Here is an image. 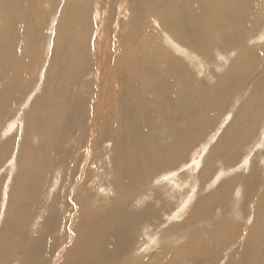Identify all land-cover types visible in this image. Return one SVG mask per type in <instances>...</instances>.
<instances>
[{"label":"bare ground","instance_id":"obj_1","mask_svg":"<svg viewBox=\"0 0 264 264\" xmlns=\"http://www.w3.org/2000/svg\"><path fill=\"white\" fill-rule=\"evenodd\" d=\"M60 1L63 0H0V123L7 122V129L0 132V138L18 127L19 121L25 128L19 156L15 152L19 143L14 141V136L0 144V161L13 148L12 157H16L13 169L18 166L20 169L19 180L9 185L4 204L6 207L0 227L2 263L18 260V264H46L59 247L60 239L52 237L56 233L52 235L56 228L57 212L53 204L48 209L46 204L42 205V193L49 186V179L53 178L55 171L59 173L60 169H64L69 174L68 169L72 164L78 171L85 168L84 164L76 161L79 152L85 148V154L83 152L80 158L87 164L85 171H82L83 185L80 184L79 189L73 192L75 198L73 195L68 197L74 198L76 205L68 211L71 216L76 212L77 217L64 237L72 233L74 239L68 248L55 257V263L161 264L153 261V258H158L159 252H170L169 244H163L162 249L153 253L140 255L139 250L144 243L151 246L161 243L163 235L171 234L172 238L185 236L181 228H188L192 221L199 222L209 215L212 201L206 197L195 200L194 210L184 217L189 198L195 195L198 183L200 190L201 182L206 183L204 188L208 189L227 177L226 174L230 176L237 173L236 170H248L243 182L246 201L257 200L254 220L247 232L244 225L231 223L233 236L229 240L236 245L227 247L225 253L229 250V255L237 248H243L245 242L250 243L251 249L239 254L244 260L242 264H262L264 54L255 50L256 61L239 58L233 69L219 79L217 86L206 87L202 91L193 89L185 62L194 64L198 73H203L207 60L200 52L207 53L213 41L217 40L226 49L241 44L244 27L252 28L261 16L264 20V0H101L103 5H100V12L106 17L101 16L100 23L106 22L110 28L113 25L111 19L115 17L113 12L123 13L125 17L123 22L118 20L120 25L117 29L122 30L120 35L115 36L114 42L110 38L108 40L109 45L116 46L119 54L108 56L105 53L102 64L96 65L94 72L89 73L100 78L104 69L106 76L102 81L92 80L86 72L92 62L91 45L97 36L91 33L94 18L90 17L89 12L94 0H65L62 5ZM45 3H49L51 8H60L61 15L54 28V43L50 46V53L55 50L52 57L56 59L54 62H57V66L48 76L43 74L45 83L24 113L23 123V115L16 114L12 118V112L20 104L38 68L36 62L43 33L42 10L48 8L50 11ZM153 21L156 23L154 26ZM263 28L256 32L255 37L251 36L254 49L262 48ZM103 29L97 36L98 43H101L104 35ZM111 31L108 30L109 33ZM244 33L247 36L248 30ZM164 41L168 46L163 44ZM247 52L243 50L242 53ZM216 53L218 57L229 61L228 54L223 51ZM216 66L221 68L219 63ZM100 92L101 97L98 96ZM231 99H235L237 104L226 108V117L216 122L217 113ZM235 108L234 114L229 113ZM229 116L233 117L224 128ZM205 124L206 128L215 125L219 130L224 128L218 138L221 142L209 150L207 165L191 188L186 203L175 208V211L182 213L181 218L184 217V220L166 227L168 229L161 233V225L166 222L163 215L166 216L169 209L164 207L159 189L155 190L156 195L151 202L140 201L143 187L149 179L155 178L154 174L158 170L161 176L174 170L198 128ZM85 131L88 138L82 144ZM73 138V145L66 149L67 143ZM246 146L245 152L240 155L241 149ZM103 147V157L110 151L114 153L113 157H109L114 162L112 164L115 165L114 172L118 178L115 176L116 179L111 182L115 184L120 198L112 199L106 205L93 204V207L88 208L84 200L89 197L86 195L84 199L81 191L91 180L89 165L100 159L99 151H103ZM199 159L195 161L197 166L201 162ZM216 161L221 163L220 166L215 164ZM164 169L168 170L162 171ZM213 169L214 172L220 169L215 179L210 174ZM68 178L72 179V175ZM55 180L58 184V176ZM231 185L230 180L225 179L213 189L215 194L212 198L230 197L233 193ZM135 203L139 207H134ZM234 208L235 213L241 215V210ZM37 211L39 214L42 211L38 216V226H41H37V234H34L31 229L38 218L34 219ZM152 219L154 223H151ZM227 221L230 222L228 219L217 222L216 234L221 232ZM158 228H161L160 234L163 235L158 234ZM205 232L208 233L195 231L189 239L206 236ZM245 233V242L237 244ZM151 235L154 237L151 238ZM206 243L190 252L188 263L200 264L205 261L206 264H217L215 254H220L225 247L215 244L217 248H212ZM166 260L162 259L163 264H171Z\"/></svg>","mask_w":264,"mask_h":264},{"label":"rangeland","instance_id":"obj_2","mask_svg":"<svg viewBox=\"0 0 264 264\" xmlns=\"http://www.w3.org/2000/svg\"><path fill=\"white\" fill-rule=\"evenodd\" d=\"M64 1L65 0H63L62 2L60 1L59 4L62 5V3ZM101 4L103 5V2L101 0H94L90 6L91 7L90 11H89V12H91L90 17L94 18V20H93L94 26H93V30L91 33H94L98 36V34H100V32L102 30V27H104V29H103L104 35H103L102 39L100 40L101 43L97 42L98 38L96 36L97 39L95 38V41L91 45L92 62L90 64V68L86 72H88L87 76L89 78H91L92 80H98L99 79L102 81L106 76L105 75L106 71L104 69H103L102 73L100 74V78H96V75H89V73L92 74V72H94V68L96 65L102 64L103 56L105 55V53L108 56H113L115 54L116 55L119 54L116 46L114 45L115 46L114 47V46L109 45L108 40L110 38L111 41L114 42L113 40H114L115 36L120 35L122 30L120 28L117 29V27H119V25H120L118 20L121 19V22H123L124 20H122V19H125V17L123 16V13L117 14V12H115V13L113 12L115 17H114V19H111V24H113V25L109 28V26H108V24H106V22H104V23L99 22L101 16H103V18L106 17L105 14L100 12L101 11V7H100ZM45 5L49 6V3H45ZM58 7L56 9H54V8H51L49 6L50 11L48 8L46 10H44V9L42 10L43 15H44L43 16L44 18L42 21L43 33H42V36H41L40 41H39L40 42V44H39V57L37 58L38 61L36 62V66L38 68H37L36 73L32 75V80L29 83V85L26 87V92L24 93V95H22L23 97H21V101H19V103L21 105L19 104L18 107L15 108L12 112L13 113L12 118H14V116L16 117V114H18V116L20 114L23 115V117H22L23 123L25 121L24 113L26 112V110L29 109V105L34 100L37 93L41 92V88L45 83V81H44L45 78H44L43 74L45 73V76L46 75L48 76V74L51 73L52 70L54 69L53 67L57 66V62H54V61H56V59H54V57H52V55H54L52 53H54L55 50L54 51L52 50V53H50L51 52L50 46H52V43H54V42H52L53 38L55 37L54 36V34H55L54 28L56 26L55 25L56 22L59 20L60 15H61L60 14V8H58ZM99 14H100V16H99ZM119 16H120V18H118ZM152 25L154 26V25H156V23L153 21ZM113 27H115V28H113ZM248 27L249 26L244 27L245 28L243 30L244 39L242 40L241 44L233 45L232 47L226 49V48H223L218 43L217 40H215L211 43L210 49L207 51V53L204 54L203 52H200V54H202L204 59L206 58V60H207L206 61L207 67L203 73H198L194 64L190 63L189 61L185 62V66L188 67L187 71L190 74V83H191L193 89L198 90V91H202V90H205L204 88H206V87L217 86V84L219 83V79L224 74H226L227 71L233 69L234 65L239 60V58L241 60L244 57L247 61H249V60L256 61L257 54L254 55V53L256 52L255 50H258L259 52L264 54V46H263L264 41H261V46H262L261 50L254 49V47H252V46H255V45L253 44V38H251V36L255 37L257 35L256 32L260 29L262 30V27H264V20H263L262 16L259 17L258 23L255 26H252V28H248ZM108 30H110V31L112 30V31L109 33ZM247 30H248V34L246 36L244 32ZM50 38H51V41H50ZM55 42H56V38H55ZM56 44H57V42H56ZM107 44H108V46H107ZM163 44L165 46H168V43H166L165 41ZM55 47H56V45H55ZM257 48H260V47H257ZM243 50H246L248 52L246 54H243L242 53ZM249 50H254V51L249 52ZM217 51H220L221 53L223 51V53H226V55L228 54L229 61H226L225 59L218 57V55L216 53ZM136 53H138V50ZM143 53H147V52L143 51ZM133 56H135L134 53H133ZM50 60L53 61L52 64H51ZM218 63L221 66L220 69L216 68L217 67L216 65H218ZM243 70L245 73L246 72L245 69H243ZM40 71L42 72V75H40L41 74ZM92 76H93V78H92ZM254 81H256V79H254ZM98 96L101 97L102 93L100 92L98 94ZM262 96H264V92L262 93ZM234 101H235V99H231L223 107V109H220L219 113H217V112L214 113V116L217 113L216 122L219 121L221 119V117L222 118L226 117V115L224 113L225 109L226 108L230 109L233 106H235L237 104V102H234ZM236 109L237 108L234 109L235 111L233 110V112L231 111L229 113L234 114L236 112ZM232 117L233 116H229V119L228 120L226 119V123L229 120L231 121ZM229 122L227 124H225L224 128L229 125ZM21 124H22V122H21ZM21 124L19 121L18 127H16V128L14 127L15 129L13 131H9V133L3 135L0 138V144H3V143H6L10 138H13V136H14L15 137L14 141H17L19 143L17 148L15 149L16 155L18 154V156H19V152L22 148L21 143L23 142V138H24L23 134L25 131L24 125H21ZM215 126L211 127V128L210 127L206 128V124L203 125L202 127L200 126L198 128L196 134L193 136L192 142L190 143V146L185 148V151H186V152L184 151L185 152V154H184L185 158L183 157L184 155L182 157H179L178 161L176 162V165L174 166L175 168L173 167L174 172L173 171L169 172L171 177L169 176V173L161 176V174L159 173L161 171L158 170L157 173L154 174L155 178H151V180L150 179L148 180L147 184L143 187V194H141V197L139 196L141 198V199H139L140 201H145V203L151 202L153 196L156 195L155 192L158 189L160 190L159 192L161 193V198L164 201V207L169 209V211L167 212V215L166 216L163 215V219L166 222H164L161 225V227H162V229L160 228L161 233L164 232V230L168 229L166 227H171V226L177 224L179 221L180 222L183 221L184 217H186V215L188 216V214H191L192 211L194 210L193 206H195V203H196L195 200L198 201L200 199H204V198L208 197L207 199L212 201L211 206L209 207L210 208L209 215L207 217H205L204 219L200 220L199 222H195V220L192 221V223L188 226V228H181V229H183V233L185 236H175V238H172L171 234H167V236L165 235V237H164L163 234H160V229L158 228V230H159L158 234L163 235V237L161 238V243L160 242H159V244L155 243L154 246L147 245V243H144L143 248H141L139 250L140 255H142L144 253H153V252L159 251V249H162L163 244L165 246L169 244V247H170L169 251L170 252H167V251L166 252H159L160 253L159 257L157 258L155 256L153 258V261H156L157 263L160 262L161 264H163L164 262L162 261V259H164V260L167 259L166 261H169L171 264H184V263L187 264L189 261L188 255L190 254V252H192L193 249H196L198 246L200 247V246L204 245L202 243H206V242H208V240H210L208 243H206V245L208 244L209 247L211 246L212 248H217V246H215V244L218 246H224L225 247V249L220 254H215V259H218L217 264H227V263L228 264H235L236 262H237V264H242L244 262V260L241 259V256L239 257L240 252H242L243 250L245 252L247 249H251L250 243L247 244L245 242L246 233L243 235V239H240V241L237 243V244H240V242H242V243L245 242V246L243 248L239 247L236 249V251H235L236 253L234 251H232L229 255H228L229 250H227L226 253H225V250L227 249V247L233 246V244L236 245L234 242L229 240V237L231 238L233 236V228H232L231 223L234 222L238 226H239V224L244 225L245 231L247 232V230L251 226V222L254 220L255 205H256L257 200L256 201L251 200L248 202L246 201V197H245L246 191H245V185L243 182L245 176L248 175V173H247L248 170H245L242 172H238L239 170H236L237 173L230 175V176L228 174H226L225 176H227V177L223 176L224 178L222 177L223 179H220L221 181L218 180V183L216 182L214 187L211 186L208 189L204 188L206 183H202L200 181L202 190H200L199 183H198L197 188L195 189L196 193H195V195H193V197H191L194 200L189 198V196H190L189 194H191V188L194 187L197 179H199L198 176L200 175V177H201L202 169L205 168L207 165L208 158H209L207 155L209 153V150H211L212 147L218 145V143L221 142V140L219 142L218 138L220 137L224 128H221L219 130V127L217 129V125H215ZM6 129H7V122L0 123V132L6 131ZM86 129H87V131L89 130L88 124L86 125ZM87 138H88V135H87V132L85 131V134L82 136V144L86 143ZM109 139L111 142V138H109ZM74 141H75L74 138L71 139L69 141V143H67L65 148L66 149L71 148ZM105 142H104V144H105ZM246 148H247V146L241 149L240 155L245 152ZM12 150H13V148L8 151L6 158L4 157V159H2L3 162H2V160L0 161V162H2V164H0V227L3 224L2 220L4 218V209L6 207L4 204H5V200L7 199L6 195L9 192V190H8L9 185L11 186L13 181L17 182L19 180V175H20L19 166L17 167V169L16 168L13 169V166L15 165L14 161H16V157H15V159H13V157H12L13 153L12 152H14V151H12ZM82 151L85 154V148L82 149ZM83 152H81V151L79 152L80 155L76 161H77V163L84 164L85 168H82V171L84 172L86 167H87V164L83 160H81L82 162L80 161V158L82 157ZM103 152H104V147H103V151H101V152L99 151L100 156H101V157H99L100 159H96L97 160L96 162L90 163L89 167H90L91 172H89V176L92 175L91 180L85 186V189L83 191H81V193H83V195H84V197H83L84 199L87 198V196L89 197L86 200H84V201H86L85 206H87L88 208L93 207L96 204L97 205H106V203L113 201L115 198H117V199L120 198L119 194H117V192H116L115 184H113L111 182L113 179H116V177H117V175H116L117 173L115 174V172H114L115 165L112 164L114 162H112L113 160L111 158V157H113L114 153L112 151H110L109 154L106 153L104 155L105 157H103L102 156ZM109 156H111V157H109ZM199 158L201 159V162H200V165L197 166L195 164V161L198 160ZM193 162H194V164H193ZM256 162H258V160H256ZM260 163H261V161H260ZM215 164L217 166H220L221 163L219 161H216ZM72 165H71V168L68 169L69 174H66L64 169H60L61 171L59 173H58V171H55V173L52 174L54 179L52 177H50L51 179H49V180H51V182L50 181H49L50 183L48 182L49 186H46V188H44L45 190H43V193H42V196L44 197L42 200V205L46 204V209H48L50 204H53L55 207V212H57L56 213V228L52 232V235H53V233H55V232L56 233L52 237L53 238L57 237V239H60L59 247L49 257V259L46 261V264H57V263H55V262H57L55 257L59 256V252H62L66 248H68L72 244L73 239H74V236L72 235V233H70V236H67L66 238L64 237V234L66 231H68L72 227L73 222H75L76 217H77L76 212H74L73 215L71 216V212H69V211H71L73 209V207L76 206L74 201H73L75 198V193H73V192L76 189L78 190L79 186L83 185V183H81V182H83L81 177H82V175H84V173L82 174V171H80V170L78 171L77 168L75 170V168H73ZM186 165H187V167H186ZM189 167H191V168H189ZM93 168H95V169H93ZM192 169H194L195 171L192 172L191 171ZM166 170H168V169H164L162 171H166ZM175 170L177 173L175 172ZM218 171L214 172V169H213L212 172H210V174L212 176L211 178L215 179L219 175L220 169ZM158 174L160 175L159 179L157 177ZM60 175H63L64 178L61 177ZM67 175L68 176L72 175V179H69ZM56 176H58V179H59L58 184H56V180H55ZM164 176H167V177H165V179H163ZM188 179H189V181H188ZM225 179H229L230 182L232 183L231 187H232L233 193L231 194V196L225 197L224 199L212 198L213 194H215L214 193L215 191L213 189H215L219 184H221L223 181H225ZM62 184H64V185H62ZM239 191H240V194H238ZM81 193H80V195H81ZM53 194L57 195V196H54ZM69 195H71V196L73 195L72 197H74V198L70 197V199H68ZM98 198L100 201L99 200L97 201ZM188 198L191 202L190 201L188 202V204H187L188 208L187 207L185 208L186 214L184 213V217L181 218L182 213L179 211H175L176 210L175 208H177V207L180 208V206L182 207V204L186 203ZM235 201H237V203H235ZM87 203H88V205H87ZM159 205H160V203H159ZM133 206L139 207L138 203L133 204ZM234 206L237 209L241 210L240 211L241 215H238L235 213ZM243 208H244V210H243ZM187 210H189L188 211L189 213L187 212ZM41 213H42V211L40 212V214ZM44 213H46V212H44ZM40 214L37 211L36 215L34 216V219L37 218ZM39 219H40V217H38L36 219L37 223L36 222L33 223L34 225H33L31 230L34 234H37V231H38L37 228L41 226V225L38 226ZM226 219L230 220V222L227 221V224H225L224 228L221 229V232H219V234H216L217 222H220L221 220H226ZM154 222H155V220L152 219L151 223H154ZM256 222H257V217H256ZM67 223H68V228H66ZM200 230L201 231L202 230L207 231L208 233L205 232L207 235L206 236L203 235L202 237H199V239L197 238L196 240H195V237L192 238V240L189 239V237L195 231L201 232ZM158 234H156V235H158ZM230 234H231V236H230ZM238 236H241V234ZM153 237L154 236L151 235V238H153ZM220 239H222V240H220ZM197 240H199V241H197ZM216 240L218 242H216ZM186 246H188V248H186ZM263 248H264V245H263ZM262 251L264 253V249ZM233 253H235V254L233 255ZM227 255L230 256V258ZM176 261H178V262H176ZM0 264H3L1 260H0ZM9 264H18V260H14V262H11ZM130 264H133V263H130ZM188 264H193V263L189 262ZM200 264H206V262L202 261ZM262 264H264V262Z\"/></svg>","mask_w":264,"mask_h":264}]
</instances>
